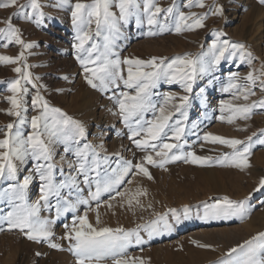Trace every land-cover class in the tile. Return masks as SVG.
<instances>
[{
  "label": "rangeland",
  "instance_id": "rangeland-1",
  "mask_svg": "<svg viewBox=\"0 0 264 264\" xmlns=\"http://www.w3.org/2000/svg\"><path fill=\"white\" fill-rule=\"evenodd\" d=\"M3 2L5 0H0V3ZM75 2L76 0H39L44 14L40 24L35 23L34 19H21L19 5L27 4L28 0H19L16 7H0V27H5V22L11 18V23L19 30L22 41L33 45L24 51L25 59L17 64H0V129L6 130L9 123L18 119L6 114L11 109L8 97L12 95L7 89L9 82L20 78L13 68H23L26 64V71L37 86L33 87L32 83L22 81L23 87L28 90L27 94L23 95L26 111L21 113L27 122L20 125L25 137L32 132V116L41 110H34L32 105L33 97L39 94L50 108H58L66 116L84 123L87 139L82 143L101 146L97 150L101 158L102 174L105 171L111 173L112 169L125 161L142 163L145 154H151L157 164H144L151 179L133 168L132 173L125 177L117 189L125 193L123 197L116 196L113 200L111 197L115 195V191L111 194L104 193L100 197L99 206L96 201L90 200L89 205H79L77 212L64 213L58 219L55 207L41 208L42 218L56 220L52 226L51 242L60 244V250L49 248L47 242L30 241L19 230H8L7 222L2 218L10 210V206L6 200L0 199V264H75V257L68 250L69 242L62 239L66 231L64 224L71 226L77 215L85 213L94 227L136 231L141 242L136 243L134 235L125 252V258H131L135 264H222L229 260L226 254L231 248L259 232H264V188H259L261 179H264V144L258 142L264 139V109H255L250 119L236 118L232 123H228L227 118L231 113H222L219 107L221 102L244 105L264 99V93H261L259 88L254 89L256 95L249 97L247 101L234 98L232 92L222 91L233 74L239 78L237 83H243L248 72L260 69L264 62V5L259 3V0H203L204 8L193 6L188 9L183 7L186 0H176L185 14L192 12L199 16L209 13L204 20V27L192 31L182 30L178 34L175 32V22L169 23L168 30L163 33L159 31L158 26H149L146 19H143L140 25L136 24L134 17L128 25L121 24L120 34L113 41V51L121 60L132 58L147 61L156 58L157 61H168L187 55L191 58L203 56L205 60L210 61V49L216 42L213 33L217 32L223 33L221 43L227 40L230 44H243L245 51L251 53L253 58V63L249 66L246 62L241 63L238 56L228 59L226 53L214 71L197 77L192 93L184 92L181 86L175 83H161L154 90L153 102L157 105L164 102L163 96L166 93L176 97L189 96L187 120L184 121L187 132L182 139L185 145L182 151H191L196 156L211 158L205 165L178 160L160 167V157H157L155 152L151 149L147 153L141 151L128 139V129L121 122L115 102L109 99L113 96V90L102 92L86 83L83 68L75 59L76 52L72 47L76 41L71 23V5ZM81 2L91 3V0ZM139 2L142 9V0ZM156 2L164 9L172 4V0ZM216 7L221 8L220 15L211 14ZM30 10L27 8L24 11ZM112 11L118 15L115 7ZM141 16L143 17L142 12ZM160 19L163 20V15ZM92 28L95 29L94 24ZM149 31L156 34L148 35ZM104 35H107V30H104L101 36H95L93 32V41L99 45L100 51H103ZM4 43L7 41L0 40V45ZM21 50V46L15 43L6 48L0 46V56L14 58ZM122 68L125 69L126 76L127 66L122 65ZM115 91L119 93L128 89L121 84ZM145 115L146 119L153 118L152 113ZM221 116L224 117L223 120L220 119ZM176 118L178 116H174L173 120ZM51 119L52 114L50 122ZM207 134L245 143H248L247 138L252 136L249 166L237 168L231 166L230 161H221L222 157L231 156L233 149L205 141L203 137ZM0 139H3L2 131ZM104 157L108 158L107 164L103 163ZM28 167H31V164ZM59 167L57 157V168ZM63 169L65 174L70 171L67 165H63ZM28 174L27 171H22L18 181L22 182L23 177ZM63 178L57 170L56 179ZM9 183L13 182L0 181V192L7 190ZM80 189L75 194H70L68 189H64L63 195L73 200L77 195L82 199H89V187L84 185L83 177H80ZM91 190L95 191L94 184ZM138 190L145 195L136 196L129 206L128 200L135 196ZM39 197L40 181L35 178L26 190V200L33 204ZM224 197L234 202L246 201L248 211L243 219L204 218L205 206ZM52 204H56L54 198ZM185 208L188 209L187 214ZM171 210H175V215ZM158 216H164L165 220L153 224ZM37 252L41 255L37 256ZM235 255L233 254V259ZM102 264H111V260Z\"/></svg>",
  "mask_w": 264,
  "mask_h": 264
},
{
  "label": "snow or ice",
  "instance_id": "snow-or-ice-1",
  "mask_svg": "<svg viewBox=\"0 0 264 264\" xmlns=\"http://www.w3.org/2000/svg\"><path fill=\"white\" fill-rule=\"evenodd\" d=\"M19 0H5L0 3V7H16ZM264 5V0H259ZM193 6L204 8L203 0H186L184 8L191 9ZM58 7V5H57ZM115 7L118 15L112 11ZM31 10L25 12L24 10ZM21 19L40 24L44 19L39 0H28L27 4L19 5ZM143 13V17L141 16ZM209 13L197 16L189 12L185 14L177 5L176 0H172L171 6L164 9L158 6L156 0H91V3H84L76 0L71 5V23L75 30V41L72 45L75 49V59L83 68L86 83L93 89L102 92L113 90V96L109 99L115 102L121 122L128 129V139L132 141L137 149L147 153L149 149L160 157L159 166L164 167L165 163L184 160L186 163L205 165L211 160L210 157H199L193 152L184 153L183 137L187 129L184 121L187 120V106L189 96L176 97L171 94H164L163 103L157 105L153 102L154 90L161 83L179 84L184 92L192 93L193 86L198 76L212 72L225 58L239 57L241 63L249 66L253 63L251 53L245 51L243 44H230L223 40L222 32L213 33L216 42L211 46V60H205L203 56L191 58L187 55L175 57L171 60L152 58L147 61L140 59L125 58L121 60L119 55L113 51V41L120 34V26L128 25L130 19L135 18L136 24L140 25L146 19L149 26H158L163 33L168 30V24L175 22V32L178 34L182 30H195L204 27V20ZM213 15H220L221 8L216 7ZM163 15V20L160 19ZM95 25V29L92 25ZM5 27H0V40H6L3 47L15 43L21 46V52L16 57L0 56V64H17L25 59L24 51L33 47L22 41L19 30L11 23V18L5 22ZM104 35L105 43L103 51L93 41L95 36ZM149 31L148 35H155ZM91 42V43H90ZM87 46L86 45H89ZM115 57V58H113ZM92 65V67H89ZM127 66V75H124ZM27 65L15 67L13 71L20 78L9 82L8 91L12 94L8 97L11 109L6 113L9 116L17 117V121L9 123L3 132V139H0V181H9L7 190L0 192V199H4L10 206V210L2 218L7 222L8 230H19L30 241L37 243L47 242L48 247L56 250L61 249L58 243H52V226L55 219L42 218L41 208L48 209L55 207L56 218L64 213L77 212L79 205H89V201H96L99 206L100 197L104 193L123 197L124 192L117 191L124 182L125 177L132 173V169L142 173L144 177L151 179V175L144 164L156 165L157 161L151 154H145L142 163L133 164L132 161H125L112 169L111 173L101 171V158L97 150L101 146H93L82 141L87 139V132L83 124L66 116L58 108H50L42 97L37 94L32 99L33 109H41L37 115L32 116L30 126L32 132L26 137L22 133L20 125L27 121L22 112L26 111L23 105V95L27 94V88L23 87L22 81L33 83L30 74L26 71ZM239 78L236 74L229 77L227 87L224 92H232L234 98L247 101L249 97L255 96L254 89L259 88L264 93V62L260 69H253L248 72L243 83H237ZM121 84L128 91L115 90ZM179 101L175 103V101ZM220 111H228L231 115L227 118L228 123H232L236 118L250 119L254 110L264 109V99L253 101L251 104L233 105L228 102H221ZM147 113H152V119H146ZM52 114L51 122L49 121ZM59 118H56V117ZM174 116H178L173 120ZM224 119L223 116L220 117ZM15 129V131H13ZM255 135V134H253ZM137 137H140L137 139ZM205 141L219 143L233 149L231 156L221 158V161H230L231 166L237 168L248 167V156L251 153L253 137L247 138L248 143L237 139H223L218 136L207 134L203 137ZM264 144V139L258 141ZM242 145V148L237 146ZM175 150V151H174ZM57 157H59V169L57 168ZM74 158V159H73ZM108 158H103V163L107 164ZM220 162V161H218ZM31 164V167L28 165ZM63 165H67L70 170L64 173ZM59 170L63 179H56V172ZM22 171L29 174L23 177V181H18V176ZM80 177H83L84 185L89 187V199H82L78 195L69 199L63 195V190L68 189L70 194L78 193L80 189ZM40 181V197L33 204L26 200V190L33 179ZM130 183V181H129ZM95 191H92V185ZM259 188H264V179H261ZM259 188L257 190H259ZM145 195L139 190L128 200L132 205L136 196ZM56 204H52V199ZM138 203V201H137ZM205 219H229L239 217L243 219L248 209L246 201L234 202L227 197L216 203L205 206ZM175 215V210H171ZM185 214L188 209L185 208ZM165 220L164 216H158L152 223ZM99 223V217H97ZM167 227V224H165ZM65 233L62 237L67 240L68 250L75 257V264H102L111 260V264H135L131 258H125V252L131 239L136 235V231H125L123 228L94 227L89 223L87 214L77 215L72 225L64 224ZM140 238L136 235V243H140ZM200 247H207L200 245ZM233 254L235 258L233 259ZM37 256L41 253L37 252ZM230 259L222 264H264V232H259L250 239L244 241L229 250L226 254ZM142 264V262H141Z\"/></svg>",
  "mask_w": 264,
  "mask_h": 264
},
{
  "label": "bare ground",
  "instance_id": "bare-ground-1",
  "mask_svg": "<svg viewBox=\"0 0 264 264\" xmlns=\"http://www.w3.org/2000/svg\"><path fill=\"white\" fill-rule=\"evenodd\" d=\"M249 42H250V41H249ZM83 112H84V111H83ZM85 112H86V111H85ZM90 120H91V119H90ZM86 122H87V121H86ZM86 122H85V123H86ZM83 124H84V123H83ZM85 125H86V124H85ZM94 132H95V131H94Z\"/></svg>",
  "mask_w": 264,
  "mask_h": 264
}]
</instances>
